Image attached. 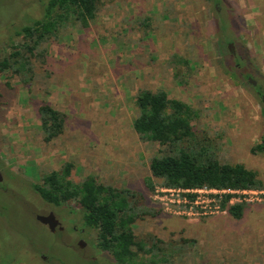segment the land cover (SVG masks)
I'll use <instances>...</instances> for the list:
<instances>
[{
	"label": "rangeland",
	"instance_id": "rangeland-1",
	"mask_svg": "<svg viewBox=\"0 0 264 264\" xmlns=\"http://www.w3.org/2000/svg\"><path fill=\"white\" fill-rule=\"evenodd\" d=\"M44 2L0 0V56L22 26L43 15ZM214 17L232 22V55L219 52L223 31ZM175 53L189 65L174 62ZM255 87L264 92V0H101L89 27L69 25L52 37L31 83L0 74L1 264H116L96 246L97 231L82 234L81 248L80 238L36 218L53 210L70 227L86 228L66 206H46L33 188L66 162L75 181L95 173L141 193L156 214L136 221L137 237L182 245L177 263L264 264V193L247 195L236 219L213 203L188 204L181 192L161 191L160 179L150 191L145 179L160 145L142 141L132 126L139 90L163 88L200 110L196 128L222 162L244 163L264 181V153L251 151L264 137V98ZM44 100L65 115L63 134L50 142L40 129Z\"/></svg>",
	"mask_w": 264,
	"mask_h": 264
},
{
	"label": "trees",
	"instance_id": "trees-1",
	"mask_svg": "<svg viewBox=\"0 0 264 264\" xmlns=\"http://www.w3.org/2000/svg\"><path fill=\"white\" fill-rule=\"evenodd\" d=\"M222 0H210L219 4ZM101 0H45L43 15L22 26L17 39H12L0 56V74L11 72L23 82L31 83L35 75V62L46 61L48 43L69 25L87 28L98 16ZM218 10L217 8L215 9ZM218 15V14H217ZM223 35L219 52L231 54L227 43L235 41L232 22L214 17ZM229 31V32H228ZM220 34V33H219ZM173 61L189 65L183 55L173 54ZM241 58V57H240ZM239 65V64H238ZM239 66L235 65L234 69ZM249 76V73L241 75ZM255 90L264 98L261 87ZM137 113L132 126L144 142L160 145V153L150 158V175L147 188L155 192L160 179L166 188L175 189H264V181L256 170L244 163L222 162L210 148L208 135L199 134L196 122L200 110L189 103L170 97L167 90L142 88L136 97ZM40 129L46 142L60 137L65 128V115L44 100L38 107ZM253 154L264 153V137L251 149ZM0 166L3 168L2 163ZM74 164L66 162L60 169L42 173L41 181L33 184L34 190L47 202L57 207H67L77 214L89 230L97 231V242L102 252L111 256L116 264H181L176 257L182 245L176 246L153 237H137L134 224L155 209L142 201L141 193L128 187L105 184L95 173L81 181L72 178ZM195 200L194 192L186 194ZM232 193L216 195L220 206L236 219L243 217L246 202L230 203ZM74 203L79 209L69 207ZM188 240H185L187 242ZM2 260L0 261V264Z\"/></svg>",
	"mask_w": 264,
	"mask_h": 264
},
{
	"label": "built area",
	"instance_id": "built-area-1",
	"mask_svg": "<svg viewBox=\"0 0 264 264\" xmlns=\"http://www.w3.org/2000/svg\"><path fill=\"white\" fill-rule=\"evenodd\" d=\"M157 191V187L155 192ZM161 191L163 192H181L183 196V202L188 203V204H195L199 205L200 203L203 202H208L213 203L215 206L216 211L222 210L220 206L221 198H217L216 195L222 194V193H232L234 196L231 198L230 203H236V202H247L246 198L247 195L250 194H263L264 190L263 189H240V190H233V189H223V190H217V189H209V188H198V189H175V188H166L164 186H161ZM208 191H213V193L210 194V198H207V200H202V193H206ZM194 192L197 194L196 199L190 200L186 194ZM227 212L226 210H223Z\"/></svg>",
	"mask_w": 264,
	"mask_h": 264
},
{
	"label": "flooded vegetation",
	"instance_id": "flooded-vegetation-1",
	"mask_svg": "<svg viewBox=\"0 0 264 264\" xmlns=\"http://www.w3.org/2000/svg\"><path fill=\"white\" fill-rule=\"evenodd\" d=\"M3 184H4V181L0 182V186L3 185ZM41 200L45 202L46 206L52 205L51 203L45 201L42 197H41ZM52 206H54V205H52ZM51 212H53V210H51L50 212H48V213H46L44 215H49ZM38 215H40V214H38ZM37 216H36V218H37ZM56 216H57V214H56ZM57 218L59 219V222H57V227H56V229H55L54 232H56V231H60L62 233L67 232V233L70 234L69 236H71V239H73V238H76V239L80 238L79 240H77L78 246H80L81 248H84L87 245V243L85 241L81 240V239H83V238H81L82 237V234H85V235L90 234L89 232L91 230H89L87 228H84V227L83 228L82 227H78L77 225H72L70 227V225H68L67 223H65L66 220H65L64 217L59 218L57 216ZM64 223L66 224L65 226H64ZM69 229H70L71 232H69ZM71 233H73L74 235H72Z\"/></svg>",
	"mask_w": 264,
	"mask_h": 264
},
{
	"label": "water",
	"instance_id": "water-1",
	"mask_svg": "<svg viewBox=\"0 0 264 264\" xmlns=\"http://www.w3.org/2000/svg\"><path fill=\"white\" fill-rule=\"evenodd\" d=\"M233 46L234 43L230 42L229 43V48L231 52H234L233 50ZM250 82H252L253 84H256V81L253 80L252 77H249ZM4 180V176L2 171L0 170V182H2ZM38 220H40L43 224L47 225L51 231H55L56 227H57V222H59V219L57 218L55 212H51L49 215H44V214H40L37 216Z\"/></svg>",
	"mask_w": 264,
	"mask_h": 264
}]
</instances>
